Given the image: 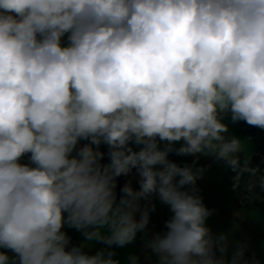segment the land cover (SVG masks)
Instances as JSON below:
<instances>
[{
  "label": "clouds",
  "instance_id": "clouds-1",
  "mask_svg": "<svg viewBox=\"0 0 264 264\" xmlns=\"http://www.w3.org/2000/svg\"><path fill=\"white\" fill-rule=\"evenodd\" d=\"M241 121L264 131V0H0V264H122L140 233L155 264H260L198 187L203 157L264 191Z\"/></svg>",
  "mask_w": 264,
  "mask_h": 264
},
{
  "label": "crops",
  "instance_id": "crops-1",
  "mask_svg": "<svg viewBox=\"0 0 264 264\" xmlns=\"http://www.w3.org/2000/svg\"><path fill=\"white\" fill-rule=\"evenodd\" d=\"M247 131L256 133V136L251 139L254 145L255 155L252 163L254 166L259 165L264 171V155L258 157L256 154L259 148L264 149V131L255 127V130L245 128L243 121L230 125V132L241 137L249 138ZM262 143V146H260ZM264 153V150H263ZM171 158L179 163L191 162L193 157H179L172 155ZM200 165L208 167L204 178L198 181V187L202 189L201 195L204 202L210 209H215V213L208 219L207 225L212 230L219 234L223 232H231L233 241L246 242V255H255L260 264H264V209L261 204H264V191L262 195H257V198L248 200L249 195L243 190H233V181L231 176L234 175L230 171H225L216 165L210 158H201ZM133 186L139 188L137 179L132 176ZM119 192V190H117ZM156 208L150 214V221L148 225V236L157 232L165 231V222L171 217L168 206L162 204L159 200H154ZM243 212V215L237 213ZM258 213L257 217H250L251 213ZM69 236L72 238V244L78 245L83 241L81 233L75 229L65 228ZM145 236L143 233L138 234L136 241L132 244L126 245L123 248H117V259H120L122 264H127V257L131 253H135L140 257L141 264H155V257L152 256L144 246ZM101 245H97L95 250ZM231 252V250H230Z\"/></svg>",
  "mask_w": 264,
  "mask_h": 264
},
{
  "label": "trees",
  "instance_id": "trees-1",
  "mask_svg": "<svg viewBox=\"0 0 264 264\" xmlns=\"http://www.w3.org/2000/svg\"><path fill=\"white\" fill-rule=\"evenodd\" d=\"M247 132L250 133L249 134V138H251V139H253L256 136V133H254L252 131H247ZM260 146H262V143H261ZM105 162H107V159H105ZM127 181H128V177H123V176L122 177H119L118 178V187H117V190H119L120 188H122L123 185L125 183H127Z\"/></svg>",
  "mask_w": 264,
  "mask_h": 264
},
{
  "label": "rangeland",
  "instance_id": "rangeland-1",
  "mask_svg": "<svg viewBox=\"0 0 264 264\" xmlns=\"http://www.w3.org/2000/svg\"><path fill=\"white\" fill-rule=\"evenodd\" d=\"M256 194H257V195H262V194H263V191H261L260 189H257V190H256ZM263 202H264V198H263ZM261 206H262L263 209H264V204H261ZM263 238H264V236H263Z\"/></svg>",
  "mask_w": 264,
  "mask_h": 264
},
{
  "label": "built area",
  "instance_id": "built-area-1",
  "mask_svg": "<svg viewBox=\"0 0 264 264\" xmlns=\"http://www.w3.org/2000/svg\"><path fill=\"white\" fill-rule=\"evenodd\" d=\"M246 128V127H245ZM258 157H261V156H263L264 155V153H263V149L261 148L258 152H257V154H256Z\"/></svg>",
  "mask_w": 264,
  "mask_h": 264
},
{
  "label": "bare ground",
  "instance_id": "bare-ground-1",
  "mask_svg": "<svg viewBox=\"0 0 264 264\" xmlns=\"http://www.w3.org/2000/svg\"><path fill=\"white\" fill-rule=\"evenodd\" d=\"M244 124H245V127L247 128V129H252V130H255V127H252V126H249V125H247L245 122H244ZM261 148H259L258 150H260ZM263 149V148H262ZM264 150V149H263Z\"/></svg>",
  "mask_w": 264,
  "mask_h": 264
}]
</instances>
